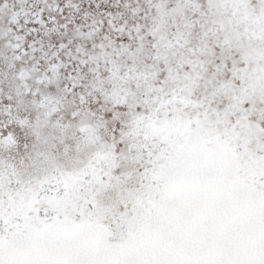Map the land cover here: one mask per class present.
Instances as JSON below:
<instances>
[{
  "label": "snow or ice",
  "instance_id": "6c2138e0",
  "mask_svg": "<svg viewBox=\"0 0 264 264\" xmlns=\"http://www.w3.org/2000/svg\"><path fill=\"white\" fill-rule=\"evenodd\" d=\"M0 264H264V0H0Z\"/></svg>",
  "mask_w": 264,
  "mask_h": 264
}]
</instances>
